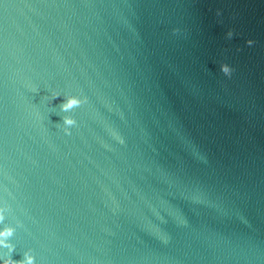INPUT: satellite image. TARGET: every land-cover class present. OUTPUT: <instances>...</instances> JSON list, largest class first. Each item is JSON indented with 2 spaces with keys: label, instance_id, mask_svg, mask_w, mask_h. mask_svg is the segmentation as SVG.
<instances>
[{
  "label": "water",
  "instance_id": "95a60500",
  "mask_svg": "<svg viewBox=\"0 0 264 264\" xmlns=\"http://www.w3.org/2000/svg\"><path fill=\"white\" fill-rule=\"evenodd\" d=\"M0 208L13 260L264 264V0H0Z\"/></svg>",
  "mask_w": 264,
  "mask_h": 264
},
{
  "label": "clouds",
  "instance_id": "9594fccd",
  "mask_svg": "<svg viewBox=\"0 0 264 264\" xmlns=\"http://www.w3.org/2000/svg\"><path fill=\"white\" fill-rule=\"evenodd\" d=\"M227 36L231 38L232 33L228 32ZM247 43L250 45L252 41H248ZM220 71L225 76H229L232 72V69L227 64H221ZM51 95L53 99L60 96V94L57 92H53ZM82 103L83 101L80 98L68 95L65 96V101L59 105V109L61 112L68 113L74 108L79 107ZM61 119L63 131L65 132V134H70L69 129L74 126L76 122L68 115L62 116ZM121 142L123 141L121 140ZM6 212V208H0V225H3L2 227H0V247L7 249L5 258L3 260H0V264H35V258L33 255H31L30 250L25 251L23 253V258L20 260H13L11 258L10 254L13 252L14 246L9 242V240L13 236L15 229L5 222Z\"/></svg>",
  "mask_w": 264,
  "mask_h": 264
}]
</instances>
